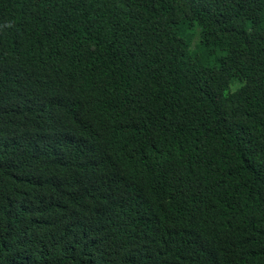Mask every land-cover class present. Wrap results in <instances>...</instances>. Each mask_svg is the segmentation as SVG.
Here are the masks:
<instances>
[{"label": "trees", "instance_id": "1", "mask_svg": "<svg viewBox=\"0 0 264 264\" xmlns=\"http://www.w3.org/2000/svg\"><path fill=\"white\" fill-rule=\"evenodd\" d=\"M0 264H264V0H0Z\"/></svg>", "mask_w": 264, "mask_h": 264}]
</instances>
